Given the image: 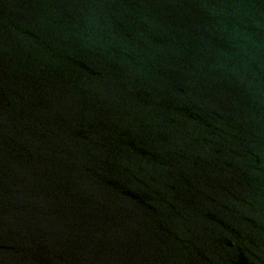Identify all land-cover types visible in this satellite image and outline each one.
Returning <instances> with one entry per match:
<instances>
[{
    "label": "water",
    "instance_id": "water-1",
    "mask_svg": "<svg viewBox=\"0 0 264 264\" xmlns=\"http://www.w3.org/2000/svg\"><path fill=\"white\" fill-rule=\"evenodd\" d=\"M0 264H264V0H0Z\"/></svg>",
    "mask_w": 264,
    "mask_h": 264
}]
</instances>
